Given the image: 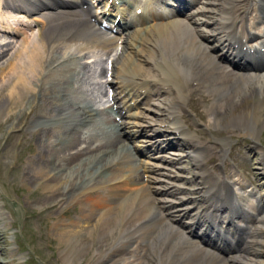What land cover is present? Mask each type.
<instances>
[{"label":"bare ground","instance_id":"6f19581e","mask_svg":"<svg viewBox=\"0 0 264 264\" xmlns=\"http://www.w3.org/2000/svg\"><path fill=\"white\" fill-rule=\"evenodd\" d=\"M61 1L72 7L81 3V0ZM108 1L119 9L125 8L117 5L118 0ZM167 1L171 2L157 0L154 5L161 4L163 8ZM242 1L246 2L220 0L218 11L221 13V19L213 24L202 19L206 16L205 8L213 4L210 0L202 1V7L197 6L181 20L163 22V17L157 20L155 15L150 14V23L139 27L145 23V16L135 15V19L126 24L127 27L134 26V29L126 30V35L121 39L120 51L112 60L106 61V64L111 61V76L118 70L117 76L112 78L110 83L115 87L112 101L114 100L117 107L114 115L109 108H95L92 94L84 87L92 78V83L99 85L100 82L96 79L105 76L107 66L94 77L96 71L90 73L91 64L83 63L81 59L92 52V49L110 51L116 39L100 32L89 8L84 10V13L75 9L58 13L45 11L32 16V23H35L38 30L37 39L26 37L15 54L14 62L8 64L7 82L0 86V93L10 83H13L14 87L8 90L7 101H0V121L4 117H13V112L5 115L10 106L18 107L22 123L26 126L22 132L25 135L29 132L36 143V152L25 163L24 178L27 185L41 184L44 190H47L41 198L40 211L55 210L53 214L61 219L63 215L68 217L67 214L69 215L75 205L79 206V215L75 219L71 218L70 225L63 223L65 221L56 224L58 230H61V253L67 262L77 261L91 252L92 260L87 264H108L121 255L123 257L115 260L113 264L259 263V256L264 253V217L249 222L251 226L247 227L246 239L239 247L240 254L226 255L237 240V232H231L232 225L223 224L228 220L229 214L232 216L231 220L240 218L244 221L247 212L242 201L240 203L238 198L235 200L234 197L231 199L223 179L219 177V183L207 179L202 161L206 152L207 163L215 165V160L219 159L220 166H223L228 147L226 141L221 140L218 143L220 150L215 152L214 146L213 148L202 144L204 137L187 133V129L192 126L188 125L186 128L178 117L182 116L180 113L186 110L188 104V107L192 106L196 117L202 118L204 115L196 102V96H200L209 106L205 112L208 121L205 127L208 130L224 127L232 136L239 132V135L254 140L255 136L263 131L264 73L246 71L251 67L264 69V30L257 31L255 28L257 21H260V24L264 22V0H255V3L248 0L245 5ZM0 2V30L11 29V19L7 17V11L4 12V9L15 8L25 14H34L40 12L41 6L53 5L52 0ZM173 3L178 9L188 4L187 0H173ZM149 5L145 0L143 8L149 11ZM251 11L255 14H251L246 30V26H243V15L240 13L244 12L245 15ZM112 13L116 17L118 14L123 17L124 10H113ZM20 17L25 22L28 21L26 16ZM240 21L241 30L247 33L245 37H241L243 33L235 28V24ZM202 26L208 28V31L212 30L211 33L203 32ZM255 31L261 38L252 44L255 45L252 51L247 47V41L253 37L251 34L255 35ZM119 40L120 38L117 43ZM212 41L216 43L212 45ZM62 44L63 46H60ZM9 45L3 46V50ZM70 45L71 48L74 47L73 51L68 50ZM0 48L2 50V47ZM59 49L64 52L58 53ZM53 53L58 54L52 56ZM143 53L147 56L143 57ZM223 61L227 62L234 72L228 69ZM125 63H131L132 68L125 70ZM146 64L152 68H146ZM96 65L97 62L94 66ZM92 88L93 92L95 89ZM202 90H205L207 95L202 93ZM164 92L167 93L165 100L160 101L156 98L158 96L154 99L151 97ZM130 96L136 107L138 97L148 96L144 104L147 114L145 111L142 116L141 112H129L134 107L127 103ZM150 107L155 109L150 110ZM157 109L162 111V115L155 114ZM114 116L123 118L122 122L116 123ZM145 116L152 117V124L144 122L149 126L146 130L161 133L157 136L162 141L159 145L165 142L170 149L176 150H181L177 146H182L186 156L193 159V177L197 176L193 181L198 182V191L195 193L201 196L197 209L193 211V223L188 227V231L178 228V221L171 218L170 206H173L174 201L169 203L162 197V194L174 196L180 191H172L164 184L172 179L171 175L145 161H141L140 165L134 164L130 148L125 147L126 139H131L127 135L140 133L143 126L140 121H143ZM158 123L165 126L160 125L157 128ZM29 125L30 130L27 128ZM122 135H126V139ZM163 139L166 141L163 142ZM238 146H242L241 143ZM157 158L158 156H155V159ZM256 158L258 157L254 160ZM259 163L264 164L263 159ZM224 169L229 177L233 175L229 169ZM158 171L164 175L162 178L155 177ZM142 173L146 176H142ZM158 185L160 186L157 187ZM238 186L242 188L243 181H239ZM102 187L103 192L100 190ZM204 187L207 189L202 190ZM256 201L264 204V192ZM197 202L194 198L192 203ZM202 203L209 207L213 215L205 214L204 211L199 213ZM186 209L187 207L182 210L184 216L191 213ZM193 227L194 232L202 233L200 238L197 237L199 244L191 241ZM5 233L6 230L1 228L0 257L12 258L2 262L13 264L15 255L13 251L7 250ZM201 243L207 246H202ZM208 246L216 248L221 255L211 252ZM125 249L128 251L124 252ZM2 262L0 264H3Z\"/></svg>","mask_w":264,"mask_h":264},{"label":"rangeland","instance_id":"374dc122","mask_svg":"<svg viewBox=\"0 0 264 264\" xmlns=\"http://www.w3.org/2000/svg\"><path fill=\"white\" fill-rule=\"evenodd\" d=\"M202 1L204 0H201L200 4L197 3L196 7L197 6L202 7L203 6L202 3H204ZM210 1H212L213 4L208 5L207 8L204 7L206 10L205 12L206 16L202 19H205L207 22H209V24H213V22L221 19V15H220L221 13L220 11H218V5H219L218 3H220L219 2L220 0H210ZM247 1L248 0H246V2L242 1L241 3L245 5ZM249 2L255 3V0H249ZM14 13H15V16L12 15L11 13H8L9 15L8 17H10L11 19L10 22H12V17H14L15 20L12 23L14 24L13 27L15 29L18 27L22 28L21 26L18 25V22H17L18 19L21 20V17L16 16V15L25 16V14L20 13V12H14ZM252 13L255 14V12L251 11L247 15V17H245L244 12L240 13V15H243L242 16L243 22H244L243 26L246 25L247 30H248V26L250 23V17ZM240 25L242 27L241 21L237 22L235 24V27L238 28V26ZM201 28L202 30H204L203 32L208 33V34H210L212 31V30L208 31L209 29L204 28V26H202ZM255 28H257V31L264 30V26L263 24H260V21H257ZM37 33L38 32H36L35 26H32V28L27 29L24 35L15 34L14 38L5 37L4 35H2V33H0V35H2L0 36V47H2V50L0 48V50L2 51V52L0 51V55H1L0 56V59H1L0 60V73L3 72L0 75V86L2 85L4 86L6 84L8 64L9 62H12L13 60H15V54L20 49V46L24 42V39L26 37H29L30 39L32 38L37 39L36 38ZM244 34L247 35L246 32ZM259 39H260V35H258L257 33L256 37H253L250 41H248V43H253L254 41H257ZM6 43L10 44L9 46L11 47L9 46L8 48L4 47L5 50H3V46ZM215 43L216 41H212L211 44L213 45ZM115 44L113 45L112 48L110 47L111 50L113 51L108 50V52H103L100 49L98 50L92 49V52L87 54L88 56H86V58L83 59L82 61L83 63L90 62L91 71H92L90 73H94L96 71L94 73L95 74L94 77L101 70H104V67L106 66V60L109 58H113L114 55L117 52H119L122 46L121 41H119L116 45ZM60 46H63V44ZM66 47H69V46H66ZM73 48L74 47L71 48V45H70V49L68 50L73 51ZM61 51L64 52L62 49H59L58 53ZM96 52H98L99 54ZM58 53H53L52 56L55 54L57 55ZM95 53H96V56H95ZM142 55L143 57L147 56L146 53L145 54L143 53ZM95 57L98 61L95 59ZM100 57L102 58L100 59ZM96 62L98 65L94 66ZM124 65H125L124 66L125 70L128 68L129 69L132 68L131 63H125ZM226 66L228 67V65ZM107 67L108 69L111 68L110 65H107ZM145 67L152 68L151 66L149 67L147 64L145 65ZM92 68L94 71L92 70ZM117 72L118 70H116L114 76H111L109 71L108 72L106 71L105 76H101L99 78L96 77L98 78L96 79V81L98 80V82H100L99 83L100 87L99 85H95L94 83H92L91 80L94 78H92V74H90L92 79L90 80L89 84H86L88 87H86V85L84 87L86 88L85 90H87V92L92 94L95 108L103 109L104 106H110L111 108V105L113 104V102L111 100L109 101V98L107 99L106 98L107 95L105 94L107 93L108 96L109 95L112 96V94L114 93L115 87H112V86L109 87V83L112 80V78H115V76H117ZM249 72L251 71L249 70ZM256 73L262 74L264 73V69L262 68L260 71ZM13 85H14L13 83L6 85L7 88L0 93V101L2 100L1 102L7 101L6 100L7 92L8 90L14 87ZM91 88L95 90H93L92 92ZM203 92H205V90L204 91L202 90V93ZM205 94L207 95V92H205ZM98 95H100L101 97H98ZM166 96H167L166 94H161V96L158 99L160 101L165 100L167 98ZM95 97L96 99H94ZM196 98H197L196 102L199 103L200 111L201 113H203L202 115L204 116H202V118L196 117L195 115L196 113H194L193 110L191 109L192 106L188 107V104H186V107H185L186 110L180 113L182 116L178 115L179 121L183 125H185L186 128L188 127V125H190V127L192 126L191 129H187V133L189 132L195 135L199 134L202 137H204V141L202 142V144H204V146L206 145H209L212 147L214 146L215 148L214 147L213 148L215 152L220 150L218 143L221 140H225L228 146L226 148L227 152L224 157L225 164L223 166H220L221 161H219V159L215 160L214 162L215 165L207 163L206 162V152L204 153L205 155L203 156L204 158H202V161H203L204 169L207 171V179L215 180V182L219 183L218 178L220 177L221 179H223V184L225 183L229 185L232 191L235 192V190L237 191V187H236L237 179L243 180V178H245L246 180L244 179L245 180L244 182L247 181V183L244 189H247L248 190L247 192H250L251 190H253V193H255V195H252L251 197L247 198V200L244 201L243 204H245L246 207H248L249 205V207L252 209L254 206H256L255 196H258L260 193L262 194V192H264V179H263L264 164L260 165L259 163L260 160L262 159L264 161V129L263 131L260 132L259 135L257 134V137L255 136V140L249 137L247 138L245 136L239 135L240 134L239 132H236L237 134H234L232 136L231 134L228 133V129L224 127H217L214 130H208L205 127V124L208 122L206 119L205 112L209 108V106L202 101L203 99H201L200 96H196ZM104 100L107 102H105ZM102 101H104L105 103ZM127 101H128L127 103H129L130 105L131 99L127 98ZM156 102H158V100H156ZM143 103L145 104V101L142 102V104L139 103L140 105L138 108L130 109V113L135 114L136 112L137 113L141 112L140 115L142 116V115H145L143 114V111H145V113L147 114V110L145 109L146 106H144ZM153 109L155 108L150 107V110H153ZM19 110L20 109L18 107L10 106L8 111H6L5 115H9L11 112H13V117L12 118L4 117L0 121V230L1 228L6 230L7 234L5 233V237L7 240V250L13 251L15 255L13 259L14 260L13 264H87L89 261L92 260L91 252L86 257L80 258L77 261L73 260V262H67L64 259L61 253L63 243L61 239H59V232L61 230H58V227L56 225L57 223L61 221H65L63 223H65L66 225H70L71 218L75 219V217L79 215V206L78 205H75V207L73 206L74 209L70 211L69 215L67 214L68 217L63 215V217L61 216V219L57 218L58 215L53 214L55 210H53L52 212L40 211L42 210L40 201H42L41 198L44 196L43 193H45L47 190H44V187L41 186V184L27 185L25 182V178H24L25 163L27 159L31 157L33 153L36 152V143L31 138V135L29 132L26 133L27 135H25L22 132V129H26V126L22 123L23 120L20 118ZM156 113L159 115H162V111L158 109L156 110L155 114ZM32 115L33 114H31V116ZM145 117L146 118L143 121H140L143 125L142 127L144 128L142 127L140 128L141 129L140 133L136 132V136H137L136 139L135 140L133 139L134 141L131 143L129 141L127 143L128 147L132 148V146L137 145L138 147L141 146V147L146 148L151 141H153L154 143L155 141L154 138H157V137L152 138L153 132L150 130H146V127H149V126H147L148 124L144 123V122H149L152 124V117L151 116H145ZM209 120H210V117H209ZM13 121L16 122L17 125ZM119 121H121V119H119ZM160 125L161 123H158L156 124V127L158 128ZM164 126L165 125L162 124L160 127H164ZM27 128H29L30 130V125ZM194 131H196V133H194ZM197 139L200 140L199 138ZM198 143L201 144L200 141H198ZM240 143L242 146H238ZM177 148H181V150L180 149L179 150L162 149V150H159L157 153L153 151V153H149L150 156H153L151 158L145 157L146 155H141L140 153H138L139 150L134 151V152H137L136 153L137 157L135 156V154L132 156L134 157V160H135L134 164H139L141 163L140 160H143L145 162H148L149 164L156 165L155 168L159 169L160 171L168 175H171L172 179L167 180L164 184L166 185L168 189L172 191H174V189L176 191L178 190L180 191H178L177 194H174V196L173 195L166 196L162 194V197L165 200H168L169 203L172 200L174 201V202L172 201L173 206H170V208L172 207L170 209V212H171L170 214H172L171 218H174L173 220L175 221L181 222L182 225L185 224L184 227L177 224V227L179 226L180 228L184 229L186 225H188L189 223H192V219L190 217V214L182 217V214H183L182 210H184L185 207L187 208L189 207L192 209L194 205L196 207L197 206L196 203L195 204L192 203L193 199L194 198L197 199L198 201L197 203L200 202L199 201L200 199L198 197V194L195 193V191H198V185H197L198 182H194L193 177H192L194 176V170H195V167L194 169H192L194 165L193 159L188 158L186 156L185 154L186 152L182 151L183 149L182 146H177ZM185 151L188 152L189 149H185ZM205 151H206V148H205ZM155 156H158V158L155 159ZM256 156L258 158L254 160ZM224 168L229 169L233 175L229 177V175H227V171ZM142 176H146V175L142 173ZM162 176L164 175L159 171H158V174L155 175L156 178H162ZM229 178H231L232 180ZM144 180H146V177H144ZM159 186L160 185H158L157 187ZM103 188L104 187L100 189L102 192H103ZM101 195H105V193L103 194L101 193ZM259 197L260 196H258V198ZM179 200H182V201L180 202ZM191 203L193 206H191ZM47 205L50 207L49 204ZM249 216H250L249 218L250 220L252 218L256 219V218L264 217V209L257 210L256 208V211L255 213H253V216L251 215ZM249 226L251 225L249 224ZM245 227L246 225H244L243 229ZM241 236L244 237V240H245L246 231L242 232ZM191 240L194 241V239H191ZM127 251L128 250L125 249L124 252H127ZM238 253L239 252L235 250V251L230 252L228 255L229 256H232L234 254L239 255ZM120 257H123V255L119 256V258ZM119 258L116 256L113 259V261H111L112 264L115 262V260L117 261ZM2 259L0 257V262L12 260V258L11 259L7 258L3 260ZM258 260H259L258 261L259 263L257 264H264V253L259 256ZM111 262L108 264H111ZM2 263L6 264L7 262H2Z\"/></svg>","mask_w":264,"mask_h":264}]
</instances>
